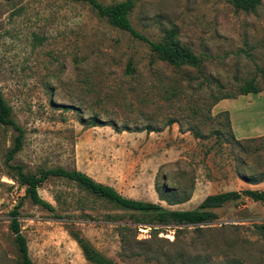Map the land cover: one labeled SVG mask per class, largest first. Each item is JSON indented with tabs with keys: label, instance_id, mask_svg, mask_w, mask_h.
I'll return each mask as SVG.
<instances>
[{
	"label": "rangeland",
	"instance_id": "obj_1",
	"mask_svg": "<svg viewBox=\"0 0 264 264\" xmlns=\"http://www.w3.org/2000/svg\"><path fill=\"white\" fill-rule=\"evenodd\" d=\"M133 1V29L154 43L177 29L180 44L202 57L201 72L158 61L87 3L0 0V94L24 131L7 162L17 133L0 124V264H20L9 213L25 188L9 166L37 178L75 169L172 211L209 195L264 192V0L251 12L229 0ZM250 80L259 95L210 106ZM92 117L99 126L87 125ZM243 176L261 180L249 185ZM156 185L189 201L169 206ZM38 194L53 213L27 199L19 208L33 264H93L76 237L112 264H264V204L244 196L213 210L216 220L154 235L155 225L64 179H44Z\"/></svg>",
	"mask_w": 264,
	"mask_h": 264
},
{
	"label": "trees",
	"instance_id": "obj_2",
	"mask_svg": "<svg viewBox=\"0 0 264 264\" xmlns=\"http://www.w3.org/2000/svg\"><path fill=\"white\" fill-rule=\"evenodd\" d=\"M76 3L89 4L99 16L105 18L107 22L114 28L129 33L133 38L139 39L147 43L153 54H155L158 61L163 62L169 66L180 69L193 68L198 72H201L203 59L201 56L195 55L189 48L184 47L178 40V31L175 28H171L164 32V37L158 43H154L146 39L137 33L131 23L129 22V15L134 8L133 0H125L112 5H103L97 0H66ZM230 4L236 11L251 12L254 11L260 5V0H229ZM133 68L129 63L126 67V73L132 74ZM261 81L264 85V69L261 71ZM262 92L261 86L257 85L254 80L246 81L243 85L239 86L236 93L233 95L226 94L220 97L214 98V101L210 106L215 105L216 102L222 100L235 99L239 96L257 95ZM0 94V124L3 126L11 127L16 133L14 139L13 148L9 151L7 156V162L13 159V156L18 153L23 146L24 131L16 125L11 117V109L7 106L5 100L2 99ZM99 120L96 117H92L89 120L90 127L99 126ZM112 128L115 126L110 124ZM123 129L122 131H126ZM146 132H152L150 128L145 129ZM259 139H262L259 137ZM254 140V139H252ZM264 140V139H263ZM238 143V141H237ZM9 168L16 171L15 180L20 186L25 188L24 196L19 201L12 211L9 213L10 222L9 230L14 236V242L19 253L20 264H33L30 261L27 242L22 234L20 221H19V208L22 205L23 200H29L33 205L40 206L41 208L53 213L54 208L43 201L38 194V186L48 177L64 179L68 182L75 183L87 193L96 196L97 198L105 199L113 203L116 207L131 211L142 218V223H148L153 226L152 232L156 235L159 231V227H175L182 226H196L206 222H211L217 219V215L213 212L215 209L221 208L223 205L238 201L242 196L250 198L253 202H260L264 204V192L255 190H244L242 192H227L219 193L215 195L207 196L195 209L188 211H172L168 210L160 205L153 203H147L125 198L115 191L112 187L93 181L87 174L78 170H67L65 168H56L52 170L42 171L40 176H28L23 172L20 166H9ZM264 179V177H260ZM256 177H242V181L249 185H256L261 179ZM156 193L159 196V200L165 202L169 206L183 204L189 201V197L176 198L175 195L170 196L165 194V191H169L165 186H155ZM164 190V191H163ZM146 219V221H145ZM120 232L126 231L124 226L119 227ZM78 243L86 261L93 264H112L106 259L102 258L91 245L83 238L76 237Z\"/></svg>",
	"mask_w": 264,
	"mask_h": 264
},
{
	"label": "crops",
	"instance_id": "obj_3",
	"mask_svg": "<svg viewBox=\"0 0 264 264\" xmlns=\"http://www.w3.org/2000/svg\"><path fill=\"white\" fill-rule=\"evenodd\" d=\"M257 95H259V94H257ZM250 95H247V96H240V97H249ZM225 101H228V100H222L221 102H225ZM220 102V103H221ZM240 139H246L244 136H241V137H239Z\"/></svg>",
	"mask_w": 264,
	"mask_h": 264
}]
</instances>
